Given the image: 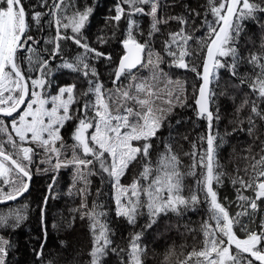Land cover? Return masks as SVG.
<instances>
[{
  "label": "snow or ice",
  "instance_id": "obj_1",
  "mask_svg": "<svg viewBox=\"0 0 264 264\" xmlns=\"http://www.w3.org/2000/svg\"><path fill=\"white\" fill-rule=\"evenodd\" d=\"M206 5L201 17L188 6L182 14H166L172 4L162 0H117L105 19L106 30L93 42L85 35L92 5L0 0V205L29 193L35 174L48 177L39 206L41 235L33 248L39 264H55L46 258V213L49 201L58 198L62 169L72 171L68 195L80 198L69 224L77 218L88 224V264H107L109 255L119 264H145V233L162 217H183L201 205L208 212L200 225L202 247L179 264H264V38L260 50L248 47L246 39L249 23L264 33V0H206ZM141 17L150 21L146 28ZM194 18L201 19L205 35H194ZM171 22L179 28L165 35ZM113 41L119 53L107 50ZM193 41L200 46L196 54H203L198 65L191 62ZM173 69L196 74L194 112L207 125L184 153L191 160L187 166L173 150L170 119L177 107L188 106L187 84L172 78ZM63 70L82 79L84 88L75 82L58 84L56 74ZM221 70L229 77L223 84ZM229 89H246L245 98L229 121L231 132L221 135L218 101L229 96ZM241 133L251 143L241 157L243 168L237 165L230 174L220 149L225 137ZM129 175L130 182H122ZM97 176L100 186L90 202ZM188 177L192 185L186 184ZM225 179L236 191L230 202L238 209L234 215L217 191ZM105 182L112 190L115 217L132 228L126 247L114 239L102 199ZM27 208L0 211V230L20 228L28 219ZM51 228L59 230L60 224L53 222ZM12 246L0 235V264H7Z\"/></svg>",
  "mask_w": 264,
  "mask_h": 264
},
{
  "label": "trees",
  "instance_id": "obj_2",
  "mask_svg": "<svg viewBox=\"0 0 264 264\" xmlns=\"http://www.w3.org/2000/svg\"><path fill=\"white\" fill-rule=\"evenodd\" d=\"M117 2V0H78L80 6L92 5L94 12L89 19L88 26L85 29V35L89 37L92 32L93 25L100 16L101 10L105 2ZM34 0H26V3H33ZM192 8L200 12L201 17L205 14L207 7L206 0H191ZM194 27L198 29L194 33L196 37L205 35L204 29L201 27V19L194 18ZM141 26L143 24L142 17L140 18ZM179 25L175 22H171L170 25L164 28L165 35L167 32L178 30ZM191 30V29H190ZM264 33L259 28L249 23L247 27V37L249 40L248 47H255V50H260L259 45ZM163 39V37H161ZM191 51L194 53L191 58V62L199 64L203 59V54L199 53V44L195 41L190 42ZM159 47V44L157 45ZM58 62V61H57ZM167 70V69H166ZM222 72L221 83L228 81V73ZM173 79H179L187 84V107H177L171 116L172 120V137H173V150L178 153L185 166L191 164L189 157L185 156L184 153L192 150V143L197 141L198 136L203 135L206 132V121L197 120L194 112V100L193 92L194 86H198L199 79L196 74L191 71L173 69L170 73ZM56 82L58 84H71L77 83L78 86L83 89L84 82L82 79H78L76 74L71 73L67 70L58 71L56 74ZM221 89L218 88L219 93ZM246 91V89L244 90ZM244 91L237 89H229L228 97H220L219 104L221 108V121L219 123V132L224 135L226 131L231 132L233 125L229 123L233 120L236 113L235 108L242 103L244 97ZM247 109H245V113ZM176 120H180L181 123L177 125ZM169 129L166 127L163 130L165 137H168ZM68 133H66L67 135ZM183 136H187L188 139H183ZM226 143L220 149V160L225 166V170L228 173H232L233 169L239 165L243 168L244 161L241 157L244 154V150L248 144L251 143V139L241 133L239 136L225 137ZM99 181L100 177L97 176ZM131 175L124 178L122 182L128 183L131 180ZM194 183L193 178L188 177L186 184L192 185ZM105 193L102 197L106 206L109 208V218L112 221V228L116 232L114 237L117 244L121 247L127 246V238L132 231V228L126 224V222L117 219L114 215V204L112 203L111 195L112 190L107 182L102 186ZM221 202L229 208L231 214H235L238 211L234 202L236 199V191L231 185L228 179H225L223 186L217 188ZM203 195V194H201ZM27 204L26 210L29 217V204L24 200L20 199L16 202L10 203L9 205L0 206V211L6 212L8 207L18 208L22 205ZM264 207V206H262ZM264 215V212L261 213ZM208 218L207 205H201L196 211H189L183 217H176L169 215L162 217L157 225H154L152 229L148 230L144 237L143 242L147 245V253L143 257L145 264H179L180 260H183L187 253L192 251L194 248L199 249L202 247V233L200 232V225L203 220ZM144 221L141 219L140 223ZM28 219L21 225L20 228L15 230H0V235H4L5 238L11 241L12 236L17 232H24L28 230ZM254 226V225H253ZM240 238L244 237V233L237 231ZM64 245L56 252L51 254L47 259H54L55 264H88V251L91 248V236L88 229L87 221H81L79 218L75 220L74 224L63 232ZM172 255L169 256L168 260L165 261V255L169 252ZM11 254V249H10ZM9 254V256H10ZM7 264H9V257L7 258ZM107 264H119L118 259L114 255H109L107 258Z\"/></svg>",
  "mask_w": 264,
  "mask_h": 264
},
{
  "label": "rangeland",
  "instance_id": "obj_3",
  "mask_svg": "<svg viewBox=\"0 0 264 264\" xmlns=\"http://www.w3.org/2000/svg\"><path fill=\"white\" fill-rule=\"evenodd\" d=\"M116 2L107 1L103 5L100 16L93 25L92 32L90 35V41H95L101 30L105 29V19L111 14V9L114 7ZM162 3L167 5L172 4V7L166 8L165 13L169 15H179L184 12L185 6L192 8L191 0H162ZM143 24L142 27L146 28L150 23L149 19L142 17ZM107 50L114 51V54L119 53V48L116 46L115 41L109 46H106ZM100 70L103 76L106 78L108 72L104 69L103 65H100ZM110 86V85H109ZM35 172V167L33 168ZM93 195L90 198L95 199V189L100 186V181L98 177H93ZM48 177L45 175L35 174L33 176V181L29 193L25 196V201L29 204V217H28V230L24 232H17L11 238L12 248L11 254L9 256V264H39L33 253V248L38 246L39 241L37 237L41 235L40 233V223H39V212L40 204L43 196L45 195V190L48 184ZM72 182V171L70 169H62L60 172L58 183L55 187V193L57 194V199H52L48 203L47 207V221L49 224V237L48 243L46 245V258L51 254L56 252L62 246L60 241H63V232L70 226L69 222L71 218L76 215L72 210L78 207L80 198L76 195H68V189ZM57 222L60 224V229H52L51 224Z\"/></svg>",
  "mask_w": 264,
  "mask_h": 264
},
{
  "label": "water",
  "instance_id": "obj_4",
  "mask_svg": "<svg viewBox=\"0 0 264 264\" xmlns=\"http://www.w3.org/2000/svg\"><path fill=\"white\" fill-rule=\"evenodd\" d=\"M199 83H200V81H199ZM194 107H195V105H194ZM31 185H32V183H31ZM30 189H31V187H30ZM26 195H27V193H25V195H24L23 197H20L18 200L24 198ZM18 200H17V201H18ZM15 202H16V201H15ZM10 203H13V202H10ZM10 203H9V204H10ZM0 206H3V205H0Z\"/></svg>",
  "mask_w": 264,
  "mask_h": 264
}]
</instances>
